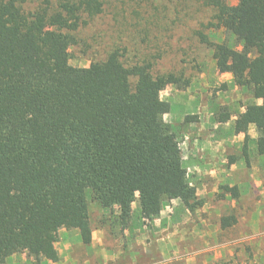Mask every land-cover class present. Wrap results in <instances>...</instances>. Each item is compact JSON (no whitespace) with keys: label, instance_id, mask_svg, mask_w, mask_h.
Listing matches in <instances>:
<instances>
[{"label":"trees","instance_id":"1","mask_svg":"<svg viewBox=\"0 0 264 264\" xmlns=\"http://www.w3.org/2000/svg\"><path fill=\"white\" fill-rule=\"evenodd\" d=\"M25 1L0 0V263L21 251L57 261L54 244L63 227L79 229L83 242L91 243L88 190L103 209L117 207L124 226L135 194L145 220L159 217L173 199L190 212L202 207L196 185L175 167L182 150L164 116L169 104L146 100L150 92L185 87L189 80L182 84L174 72L155 75L150 61L126 65L119 48L108 54L101 74L81 75L70 64L72 32L101 14L106 0H42L32 12ZM203 3L251 52L202 34L217 66L263 99L235 120L237 131L246 132L243 157L249 162L251 125L264 155V0ZM237 221L224 215L221 227Z\"/></svg>","mask_w":264,"mask_h":264},{"label":"rangeland","instance_id":"2","mask_svg":"<svg viewBox=\"0 0 264 264\" xmlns=\"http://www.w3.org/2000/svg\"><path fill=\"white\" fill-rule=\"evenodd\" d=\"M41 1L26 0L22 5L27 12H32ZM224 2L235 5L238 0ZM215 14L217 10L205 5L203 0H106L101 14L72 32L76 43L69 46L70 64L74 71L84 76L101 74L108 54L119 48L126 65L150 61L155 75L174 72L183 77L182 84L189 80L185 87L169 85L150 92L146 100L169 104V111L164 116L177 133L182 150L181 160L175 167H183L190 181L195 178V173L184 161L191 153V127L210 129L207 132L215 133L216 138L246 136V132L237 131L235 120L243 107L263 102L252 90L237 85L228 68L217 66L213 46L203 41L202 34H205L211 42H225L251 54L241 41L226 31L224 24L218 25ZM227 112L231 118L224 119L222 114ZM192 114L197 115L198 120L187 122L186 116ZM247 133L250 136L249 162L243 157L244 137L243 141L219 151L215 169L219 177L210 190L202 192L207 186L200 183L208 211L199 209L188 213L179 200L173 199L166 202L159 217L151 220L140 217L148 226L155 219L184 222L180 228L185 232L197 223V227L202 228V222L206 220L213 236L202 246L179 242L176 254L172 253L178 264H187L195 255L193 249L200 250L201 247L207 251L199 255V259L208 256L210 264H264V155L256 150V127L251 125ZM233 165L235 169H232ZM235 186L237 192L232 189ZM87 197L92 224L106 223L110 226V234L118 235L124 225L117 210L103 211L92 198L91 190L87 191ZM138 201L135 194L132 208ZM230 214L237 216V223L221 229V217ZM133 215L134 209L131 220ZM150 261L146 264H155Z\"/></svg>","mask_w":264,"mask_h":264},{"label":"crops","instance_id":"3","mask_svg":"<svg viewBox=\"0 0 264 264\" xmlns=\"http://www.w3.org/2000/svg\"><path fill=\"white\" fill-rule=\"evenodd\" d=\"M245 109L243 107L241 112ZM194 122L196 121L192 123ZM205 129V127L199 126L191 127V133H189L191 153L184 161L195 173V178L191 180V183L196 185L198 195L201 198L203 197L201 196L200 183L207 186L202 192H207L216 178L219 177L215 174V169L221 148L226 150L229 145L239 143L245 137L234 135L231 138L225 136L216 138L215 133L209 134L207 131L210 129L207 131ZM234 166H232V169H235ZM184 208L188 213L190 212L185 206ZM133 209V219L125 228L124 226L120 228L118 235L110 234V226L106 223L92 224L93 240L89 244L83 242L79 229L61 228L59 230V240L54 244L59 253L57 261L43 256L39 257L28 251H21L9 253L6 260L0 264H146L148 260L149 262H151L150 260L154 261L155 264H178L177 257L172 253L176 254L179 242L202 246L204 243L209 242L210 237L213 236L204 218H201V221L204 220L202 228L201 226L200 228L197 227V223L193 229L185 232L181 231L180 228L184 222L174 219L168 222L155 219V221L150 222V226L146 225L145 221L141 222L139 201L133 204ZM199 209L209 210L206 200L204 205L195 211ZM114 210H117L116 214L119 215V209L116 207ZM143 220L145 219L143 218ZM147 231H150L148 236ZM193 251L195 255L189 258L187 264L211 263L208 256L199 259V255L207 251L204 248L201 247L200 250L193 249Z\"/></svg>","mask_w":264,"mask_h":264}]
</instances>
